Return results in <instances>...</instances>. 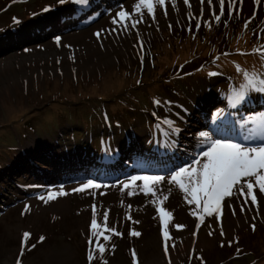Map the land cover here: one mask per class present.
<instances>
[{
    "label": "rangeland",
    "instance_id": "rangeland-1",
    "mask_svg": "<svg viewBox=\"0 0 264 264\" xmlns=\"http://www.w3.org/2000/svg\"><path fill=\"white\" fill-rule=\"evenodd\" d=\"M136 3L0 0V264H89V251L94 257L91 264H264V195L258 187L256 205L250 198L244 204L243 197L235 195L223 202L230 212L255 213L231 224L223 236L212 230L214 216H205L200 223L193 212L202 213L175 185H159L165 194L171 188L162 204L159 193L156 197L144 193L143 180L123 187L131 175L155 160L160 168L151 173L145 169V176H167L169 169L190 163L200 151L198 133L221 120L234 121L233 138H240L246 131L238 124L244 120L240 116L244 104L261 101L258 110L264 111V93L255 96L253 91L240 105L229 106L232 91L245 82V72L264 76V0H231L232 8L225 0L223 15L216 0L207 7L206 0H189V5L171 0L158 15L169 19L151 25L146 9L144 18L133 14ZM173 3L175 11L170 8ZM121 10L131 11V17L119 18ZM92 11L99 19L93 15V22L83 26ZM213 13L220 15L219 21ZM132 20L139 21L135 27ZM114 36L119 42L113 43ZM174 88L180 93L173 94ZM193 91L210 96L206 107L190 95ZM253 112L252 118L257 115ZM158 118L179 125H163L154 137L148 126L157 130ZM108 122H114V133ZM102 137L109 138L106 152L113 157L106 175L99 171L109 163L102 159ZM159 137L166 139L165 145ZM156 144L164 155L157 154ZM53 156L60 162L76 156L80 162L59 180L50 174ZM113 170L116 179L126 173L121 176L125 180H111ZM38 174L48 176L43 186L52 190L80 188L89 179L100 187L76 191L65 209L42 214L38 201L28 205L23 201L24 196L37 195L23 183L38 179ZM161 207L172 214L170 243L197 225L211 243L183 254L177 251L174 260L165 253L164 257L165 244L157 246L164 228ZM94 217L102 235H93ZM133 231L141 235L132 236ZM25 232L30 233L27 241ZM98 247L105 249L102 255Z\"/></svg>",
    "mask_w": 264,
    "mask_h": 264
},
{
    "label": "snow or ice",
    "instance_id": "snow-or-ice-1",
    "mask_svg": "<svg viewBox=\"0 0 264 264\" xmlns=\"http://www.w3.org/2000/svg\"><path fill=\"white\" fill-rule=\"evenodd\" d=\"M61 4L66 0H59ZM202 3L205 0H201ZM211 6L212 0H206ZM76 4H86L87 0H73ZM165 7L166 0H138L135 4V12L141 14L142 10L146 9L148 14L154 17L155 4ZM185 5H189V0H184ZM225 0H219L220 15H223ZM173 7L175 4L173 3ZM229 7H234L229 0ZM48 11V9H45ZM166 11V8H165ZM132 15L131 11L121 10L117 13L119 18L128 19ZM215 15L217 21L220 15ZM138 20H132V27H135ZM113 23H119L117 19ZM199 27V25L197 26ZM247 27V23L245 24ZM99 36V33H96ZM56 44H60V38H56ZM240 71V69H237ZM210 75H215L211 73ZM245 82L238 90H233L229 97V106L236 107L245 101L250 92L264 93V78L258 74L244 73ZM156 104L160 102L155 101ZM219 115V114H218ZM250 125V126H249ZM242 128L246 131L240 133V138L234 139L235 122L229 119L221 120L215 123L209 131H200L198 133V145L200 151L192 156L191 162L182 166H178L168 170L166 175H153V176H131L129 182L124 184V188H130L135 185L137 181H144L143 191L145 194H151L156 197L162 196L160 203L168 199L171 194V188L167 193H163L159 189L161 184H171L179 188L184 193V197L189 205H195L201 215L193 212L201 224L204 223L205 216L219 217L221 214L222 202L226 198H231L234 195L243 197L242 203L247 204L248 198L251 200L252 205L257 204V196L254 194V188L258 187L260 193H264V113L254 116L246 121ZM174 131H177L173 128ZM259 141L256 147L246 145V142ZM195 147V146H194ZM100 185L93 183L92 180L87 181L82 187L74 189V191L82 192L89 188H98ZM67 193L63 188L58 192H51L47 197L40 196L39 198L45 203L49 200L55 199L57 196H63ZM132 193L130 192L129 195ZM155 203V201H154ZM228 205H231V199H228ZM244 210L243 208L241 209ZM27 211V209H26ZM161 221L164 225L163 236L165 238V254L168 252L167 240L169 237L168 224L172 219V214L165 211L162 207L158 209ZM235 215V212H233ZM105 221L107 216H104ZM100 226L97 224L95 217L91 222V229L93 235H102L97 229ZM182 228L183 225H176ZM199 225H197V228ZM105 230H107L105 228ZM115 233V230H112ZM212 233L209 232V235ZM132 236L139 237L141 235L138 231H133ZM221 235H224L221 228ZM30 233H24V240L29 239ZM106 240L108 237H104ZM223 246V245H222ZM174 247V245H173ZM105 249L98 247V252L102 255ZM135 256V253H133ZM91 251L88 253L89 264L93 260Z\"/></svg>",
    "mask_w": 264,
    "mask_h": 264
},
{
    "label": "bare ground",
    "instance_id": "bare-ground-1",
    "mask_svg": "<svg viewBox=\"0 0 264 264\" xmlns=\"http://www.w3.org/2000/svg\"><path fill=\"white\" fill-rule=\"evenodd\" d=\"M170 1L171 0H166V3L167 2L170 3ZM216 2L219 3V0H216ZM155 6L157 7L158 4H156ZM205 6L207 7V6H209V4L206 2ZM167 7L169 8L168 4H167ZM167 7H166V9H167ZM170 8H172L171 11H175L176 10L175 7H173L172 4L170 5ZM163 11H165V10H162V7L160 8V10H156L154 8V17H153V15L150 14L151 20L148 18L149 21L147 23L151 25V24L156 23L159 19H162V18L163 19H167L169 16L167 17L166 15H165L166 17L161 16L162 18H159L158 15L159 14L161 15V13ZM133 14H137V13L134 11ZM143 15H144V10H142V13L139 14L138 16L144 18L145 16H143ZM123 34L124 33H121V34H118V35L121 37V35H123ZM118 35H116V36H118ZM65 41H67V40L65 39ZM112 41H113V43H115L116 41L119 42V39H115V36H114L112 38ZM105 48H106V46H105ZM190 95L192 97L193 96H195L197 98L199 97V103H201V104L204 103V107H206L205 104L207 103V101L209 100V97H210V96H207L206 93L197 96V92H193ZM257 115H259V114L257 113ZM249 118L251 119L252 116L249 115L246 119L241 120L240 122H238V124L240 126H242V123L246 122L247 119H249ZM238 124H237V126H239ZM55 159L56 160L53 161L54 166H52L53 170H52V172L50 174L56 175L58 178H55V179H59V180H63V179L65 180V178L68 175V173L72 171L71 170V171L68 172V170H70V168H72V164L75 165L78 162H80L79 158H77L76 156L73 157V158L67 156V157H65V160H63L61 162L59 161L60 158L59 159L55 158ZM62 159H64V158H62ZM137 174H134L133 176H138ZM124 175H126V173L122 172V173H120V175L118 174L117 179H116L115 175H113V178H115L116 181L123 182V180H125V179L123 177H121V176H124ZM47 177L48 176H45V174H43V176H40V174H38V177H37L38 179H32L29 182L23 183L24 185H29V189H32L34 191V193L37 194V195H34L33 197H32V195H31V197L28 196V195L26 197L24 196L23 197L24 204L25 205H28L30 203L33 204V202L35 204H37L36 201H38L40 204H38V207H37L38 209L37 210H39V212L42 213V214L44 212L51 213V212H55V210H63V209H65L69 205V201L71 200V198L74 197L78 193V192L74 191V189H75L74 187H62L64 192L67 193L66 195L57 196L55 199L49 200L48 203H45L43 200H41L39 198L41 195L45 196V193L43 194V193H40V192L48 191L49 193H51V192H58L60 190V189L59 190H56V189L52 190L50 187L44 188L45 186H43V185H46V183H43V181H45V180L48 181ZM50 180H53V179H50ZM84 181H89V180H84ZM75 192H76V194H75ZM263 195H264V193H263ZM45 197H47V196H45ZM249 210H250L249 212L242 213L241 215H239V213L237 214L235 212V210H234L233 211V212H235V215H234L233 212H230V209L226 206V204L222 202L220 216L219 217L214 216L213 219L210 220V225L212 226V230L215 231L216 233H220L221 234V228H222L223 232H224V235L228 234V228L230 230L231 224H235V225L236 224H240L241 221L244 218L249 217L250 215L251 216L255 215V213L253 211L254 209H249ZM37 212L38 211H35V213H37ZM228 217H230V222L226 221ZM162 231H164V229ZM182 235L183 236L180 238V240H177V238H176L175 240H172L171 243H170V241H171L170 238L167 240V244H168L167 256H168V258L174 260L175 258H173V257H175L177 251L183 254V252H188V251H190L193 248H199V247H201L203 245L207 246V245H209L211 243V240H209L205 235L203 236L202 233L200 234V232H198L197 228H195L193 230L191 229V231L189 233H187V234L184 231V232H182ZM169 237H170V235H169ZM164 242H165L164 236H159L158 245L157 246H159L161 243L165 244ZM184 242H185L186 245L185 244L183 245ZM173 245H174V247H173ZM161 251H162L163 256H164L165 252L162 249V247H161Z\"/></svg>",
    "mask_w": 264,
    "mask_h": 264
},
{
    "label": "trees",
    "instance_id": "trees-1",
    "mask_svg": "<svg viewBox=\"0 0 264 264\" xmlns=\"http://www.w3.org/2000/svg\"><path fill=\"white\" fill-rule=\"evenodd\" d=\"M179 83H180L179 81H176V84H177V85H178ZM170 90H171V89H168V92H170ZM193 92H194V91H193ZM172 93H173V94H176V93H180V92L177 90V88H176V89L174 88L173 91H172ZM110 130H112L111 127H110Z\"/></svg>",
    "mask_w": 264,
    "mask_h": 264
}]
</instances>
